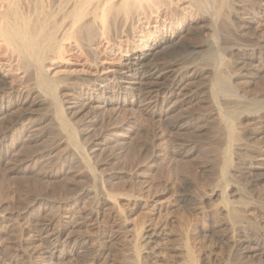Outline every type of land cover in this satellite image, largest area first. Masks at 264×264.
Instances as JSON below:
<instances>
[{"label":"bare ground","instance_id":"bare-ground-1","mask_svg":"<svg viewBox=\"0 0 264 264\" xmlns=\"http://www.w3.org/2000/svg\"><path fill=\"white\" fill-rule=\"evenodd\" d=\"M233 1L0 0V163L8 159L16 146L32 149V143L37 142L44 134V131L35 126L47 120L51 129L62 136L60 143L64 144V151L71 157L70 161L82 165L85 174L96 182L98 173L91 166L90 151L101 145V141L94 139L85 151L80 144L81 140H78L76 123L81 130H89L96 122V113L116 114L128 106H134L139 112L151 108L166 118L177 113L201 92L202 100L208 105V109L200 110V116L206 115V120L209 118L210 126L217 130V136L221 140L219 142L223 143V148L216 152L219 161L218 185L210 192V196L221 199L219 204L230 227L242 225L243 219L247 220L243 211L252 203L238 198L242 194L241 188L235 187L236 184L233 186L236 182L233 179L238 177L237 174L243 169L250 167L264 171V150L249 145L252 147L250 148L246 145L250 142L244 143L239 138L240 131L245 128L240 124L249 117L258 121L264 118V115H261L259 110L244 109L246 96L232 90L233 79L226 73L227 63L222 57L223 52L232 48L228 45L229 36L226 37L228 42L221 39L223 34L220 32V20L231 21L233 17H227L233 15L238 22L247 24L248 16L256 14L260 18L259 21L264 20V0H254L257 3L253 5V0H237L240 3H248H239L242 5L239 7L241 12H237V4ZM233 21L234 19L231 22ZM238 22L234 21L237 24ZM240 27L244 28L242 25ZM249 28L251 29V25ZM243 30L241 31L244 32ZM219 33L222 34L220 37ZM189 36H194L198 42L190 43ZM259 40L264 39L258 38L257 41ZM252 46L250 53H245L244 50L236 53L238 58L242 61L256 60L257 53L260 54V50H264V41L260 42L257 48L254 47L256 44ZM179 47L187 49V55L158 59L162 53L176 48L178 50ZM259 66L264 70V64ZM208 76L210 79L206 81L203 89L194 85L195 80ZM40 108L46 112L35 116V112ZM26 118L28 120L24 121ZM193 118V115L179 114L169 121L176 131H185L195 122L192 121ZM245 123L244 121L243 124ZM203 124L204 121L201 125ZM123 135L121 133L118 137L123 139ZM51 149H47L46 153H50ZM246 149L257 154L249 164L238 167L234 162V155ZM34 158L35 155L26 157V161H34ZM230 185L239 192L238 199L229 200L227 197L226 191ZM109 193L104 192L105 195L101 197L102 204L108 209L107 212L110 210L112 213H118L116 195ZM260 208L264 209V206ZM38 214L36 216L39 217ZM59 217L53 214L50 219L46 218V222L35 228L36 233L24 241L27 243L21 242L31 245L37 241L45 243V247H41V244H38L40 248L32 245V250H24L18 255L15 253L17 250L8 253V249L2 247L1 243L0 264L61 263L70 254L69 245L75 244L77 238L71 235L64 237L70 222L67 221L69 218L64 220V216L61 217L64 219ZM75 223L73 225L77 227L80 225L79 222ZM155 229L146 227L142 237L149 243L155 242L159 237ZM73 233L76 232L71 234ZM141 235L137 234V237ZM135 250L138 251L135 252L136 256L134 255L136 260L139 255L136 253L140 250ZM13 252L16 255L11 254ZM246 252L251 256L264 255L263 239L250 240ZM259 264H264V260Z\"/></svg>","mask_w":264,"mask_h":264},{"label":"rangeland","instance_id":"rangeland-1","mask_svg":"<svg viewBox=\"0 0 264 264\" xmlns=\"http://www.w3.org/2000/svg\"><path fill=\"white\" fill-rule=\"evenodd\" d=\"M236 1L233 2L237 4V12H241L239 8L242 7L241 3L248 4ZM254 3L257 2L253 0L252 5ZM232 17L238 22L233 15L227 18L232 19ZM247 19V24L241 22L237 24L228 19L227 22L224 21L225 19L220 20L223 31L227 32L220 29L223 35L219 33L218 37L222 35L221 39L228 42L226 37L229 36L228 45L232 49L223 52L227 56L222 53V57L227 63L225 71L233 79L232 90L246 96L244 109L259 110L261 115H264L262 111L264 70L259 66L264 64V50H260V54L257 53L258 56L256 55V60L253 62L242 61L236 54L242 50L250 53L253 49L252 45L256 44L254 47L257 48V45L264 41L262 40L264 20L260 22L257 14L249 15ZM241 25L246 26L242 28ZM250 25L252 30L256 28L252 31ZM189 37L190 39H187L191 41L190 43L198 42L194 36ZM258 38L262 41H257ZM185 51L188 50L179 47L178 50L176 48L162 53L158 59L184 56L187 55ZM257 61L260 63L258 64ZM209 79L208 76L195 80L194 85L202 88ZM202 97V93L199 92L191 102L166 118L155 113L151 108L139 112L134 106H128L116 114L96 113L94 115L96 122L89 130H81L76 123L79 131L78 140L79 142L81 140L80 144L85 151L94 139L101 141V145L95 150H89L91 166L98 173L96 182L85 174L82 165L70 161L71 157L64 151V144L60 143L62 136L51 129L48 121L39 122L35 128L44 131V134L37 142L32 143V149L16 146L10 158L0 163L1 246L8 249V253L17 250L16 254H21L24 250H32V245L39 248L38 244H41V247L47 246L37 241L31 245L21 242L35 234V228L54 214L56 217L60 216L59 218L64 216L65 219L61 218L64 220L69 218L67 220L70 222L69 228L64 237L71 235L77 238L75 244L69 245L70 256L67 255L59 264H259L263 262L264 255L251 256L246 252V248L252 239L261 238L264 241V209L260 208L264 206L262 203L264 202V171L250 167L237 174L240 178L236 176L233 179L236 181H233L235 182L233 186L236 184L235 187L241 188L240 192L243 195H240L235 187L228 186L226 195L229 200L241 198L252 203L243 211L247 220L243 219L242 225L230 227L219 204L221 199L210 196V192L218 185L219 161L216 154L223 148V143L219 142L221 140L217 136V130L210 126L209 118L206 120V115L200 116V110L208 109ZM40 109L35 112V116L43 115L45 110ZM179 114L194 116L192 121L195 122L185 131H176L171 127L169 120ZM248 119L241 121L240 125L245 128L240 131L239 138L244 143L250 142L246 144L248 147L255 146L264 150V118L258 121L251 117ZM27 120L28 118L24 121ZM202 121H204L203 125H201ZM121 133L124 134L123 139L118 137ZM9 139L11 142V138ZM47 149H51L50 153H46ZM247 149L234 155L236 156L234 162L238 167L249 164L257 154ZM212 151L215 154L214 158ZM31 155L33 157L35 155L34 161H26V157L30 158ZM41 173H49V175ZM104 192L116 195L118 213H112L113 211L110 210L107 212L108 209L101 201ZM80 216L86 222L79 219ZM74 222H79L80 225L77 224V227L73 225ZM148 226L156 228L159 233L156 243L147 242L141 235ZM70 231L80 233L72 235ZM137 234L141 237H137ZM79 235L80 237H77ZM81 247L87 248L84 249L85 252ZM135 249L140 250L136 253L139 254L136 260L135 252L138 251ZM15 253L11 254L16 255ZM85 258L87 259L84 260Z\"/></svg>","mask_w":264,"mask_h":264}]
</instances>
